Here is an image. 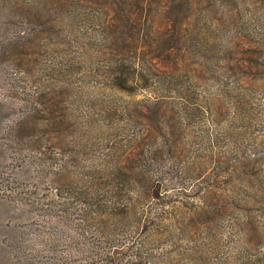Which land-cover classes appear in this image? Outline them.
<instances>
[{
	"label": "rangeland",
	"instance_id": "rangeland-1",
	"mask_svg": "<svg viewBox=\"0 0 264 264\" xmlns=\"http://www.w3.org/2000/svg\"><path fill=\"white\" fill-rule=\"evenodd\" d=\"M245 1L0 0V264H74L80 185L114 166L167 191L122 196L114 242L264 264V0Z\"/></svg>",
	"mask_w": 264,
	"mask_h": 264
},
{
	"label": "trees",
	"instance_id": "trees-1",
	"mask_svg": "<svg viewBox=\"0 0 264 264\" xmlns=\"http://www.w3.org/2000/svg\"><path fill=\"white\" fill-rule=\"evenodd\" d=\"M227 3L230 5L231 3L237 5L239 8V12L242 15H245L244 13L247 12V9L243 10V8L240 6V4H246L247 2L245 0H226ZM231 2V3H230ZM243 11V12H242ZM233 28L231 27L229 32ZM118 86L122 89L127 91V89L130 87L128 84V77L122 70H120V74L118 76ZM52 123V122H51ZM146 171V173L149 175L150 180L147 183L139 182V187H137L136 182H133L134 176L138 174V171ZM133 169V168H125L122 166H114L111 169V175L114 177L111 181L105 182L103 179L99 178L98 176H91L88 177V179L85 181L84 185H80L81 187L78 190L77 196H78V211L76 213L77 219L80 222V225L83 227L76 232V228L74 227L73 233L78 236L79 242L81 243L78 245L75 249H73L71 252V258L72 263L74 264H102L100 260L102 259L104 263L106 264H123V259L125 257L133 258L134 263L135 259H141L140 262L144 261L143 257H145V264H164L162 259L163 257L160 255L157 256L154 253L151 252L152 258L147 257L146 254L150 253L147 251L146 248H142L140 245H142L143 238H140L139 245L138 242L133 243H117L114 240L116 239V236L120 234L121 232H125L123 228L130 227L129 224L124 223V219L127 217L128 210L130 209H136L137 202L135 200H130V202L123 203L122 196H128L130 192H134L136 190L139 191V194L142 197L143 193L148 195V198H154L158 197L161 194H166V189H163L161 187V184H164L161 180L155 179L154 174L155 172L149 170V169ZM140 171V172H141ZM133 173V174H132ZM161 183V184H160ZM104 210H110L111 215L108 216L109 219H112L111 221L108 220H102L101 222H97V226H95L94 229H92L91 226H86L87 217L90 219H97V218H103L101 213H103ZM86 211L88 212V215H86ZM82 212V213H80ZM146 212H143V215H145ZM123 216V222H121L119 219L118 221H114V218H118V216ZM141 217H139V221L137 222V225L134 226L137 231L144 228L146 226V223H141ZM147 217V213H146ZM72 224L76 225L74 221ZM110 227V228H109ZM109 230V231H108ZM108 231V232H107ZM87 235H91L92 238H99V240H105L104 242L107 247L99 248L100 246H96L95 242L93 244H87L85 243V238ZM148 235H146L147 239ZM144 242L146 240H143ZM83 244V245H82ZM107 249V250H105ZM147 251V252H146ZM96 255H101L97 256ZM117 261V262H114ZM128 262V261H127ZM138 262V261H137ZM143 263V262H142Z\"/></svg>",
	"mask_w": 264,
	"mask_h": 264
}]
</instances>
